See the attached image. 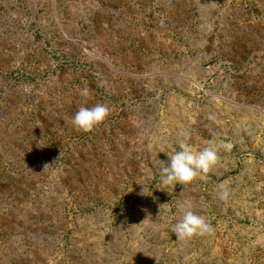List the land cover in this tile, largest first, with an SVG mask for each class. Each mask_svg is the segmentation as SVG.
<instances>
[{
    "label": "rangeland",
    "instance_id": "obj_1",
    "mask_svg": "<svg viewBox=\"0 0 264 264\" xmlns=\"http://www.w3.org/2000/svg\"><path fill=\"white\" fill-rule=\"evenodd\" d=\"M182 133L233 148L161 189ZM261 182L264 0H0V264H264ZM188 203L213 235L176 238Z\"/></svg>",
    "mask_w": 264,
    "mask_h": 264
},
{
    "label": "clouds",
    "instance_id": "obj_2",
    "mask_svg": "<svg viewBox=\"0 0 264 264\" xmlns=\"http://www.w3.org/2000/svg\"><path fill=\"white\" fill-rule=\"evenodd\" d=\"M78 95L83 98V101L74 115L72 123L78 130L90 133L108 119L111 109L104 103L85 107L84 105L90 98V90L86 86L78 89ZM181 135L183 139L178 143L179 150L172 148L170 152L166 153L169 158L167 163L159 160L161 189L175 188L177 184L187 186L197 180H207L208 174L221 163L220 150L230 152L233 148L231 142L221 140L219 143L210 141L207 146L198 150L187 142L190 139L188 133ZM262 189H264V182L257 184L255 188L256 191ZM142 194H145L143 188ZM230 196L231 191L226 183L217 186V199L227 202ZM171 231L179 240L187 241L194 236H211L215 229L204 216L193 211L192 204L188 203L182 208V216L171 226ZM256 243L264 244V235L257 236Z\"/></svg>",
    "mask_w": 264,
    "mask_h": 264
}]
</instances>
